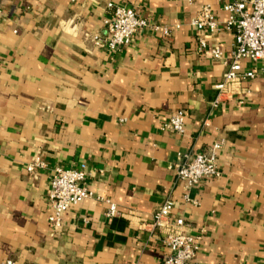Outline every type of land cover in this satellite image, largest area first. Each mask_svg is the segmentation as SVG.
<instances>
[{
	"label": "crops",
	"instance_id": "obj_1",
	"mask_svg": "<svg viewBox=\"0 0 264 264\" xmlns=\"http://www.w3.org/2000/svg\"><path fill=\"white\" fill-rule=\"evenodd\" d=\"M206 4L226 21L216 0L2 1L0 261L162 264L169 250L149 225L171 200L173 217L204 233L200 263L264 264V61L244 60L255 78L218 100L235 36L203 34L222 60L198 51L193 21ZM121 5L148 25L116 54L95 47ZM180 110L184 135L164 129ZM216 142L221 175L188 188L179 153L209 154ZM37 160L44 166L29 172ZM81 164L95 197L64 213L57 231L53 171Z\"/></svg>",
	"mask_w": 264,
	"mask_h": 264
},
{
	"label": "built area",
	"instance_id": "obj_2",
	"mask_svg": "<svg viewBox=\"0 0 264 264\" xmlns=\"http://www.w3.org/2000/svg\"><path fill=\"white\" fill-rule=\"evenodd\" d=\"M2 1L0 0V16L3 13ZM216 1L222 3L223 10L228 15L226 21L220 22L211 4H206L193 21V25L198 30V51L211 55L216 60H222L224 54L220 47L209 45L203 34L213 35L222 28L234 33L235 43L231 52L230 64L223 80L216 85V89L219 91L218 100H220L223 95L230 93L233 86L244 80L255 78L254 71H243L244 60L264 61V0ZM147 25V22L134 8L121 5L115 8L113 15L107 21L106 34H95L92 41L95 47L116 54L131 42L141 28ZM153 28L160 29L157 26ZM162 31L165 38L170 36L169 29L164 28ZM186 119L187 114L184 110L177 111L171 115L169 122L164 125V129L184 135ZM222 146L223 142H216L209 154L179 153V161L175 165L178 179L184 181L187 187L191 188L205 179L218 178L221 175L218 166V152ZM43 166L44 163L37 160L28 165L27 169L34 173L36 168ZM87 177L86 164L68 168L58 166L54 169L49 185L48 199L53 211L50 222L55 230L58 231L62 228L64 213L78 206L84 200L95 197V193L88 186ZM173 210L174 202L167 200L154 212L149 225L153 231L160 233L163 244L169 250V254L162 264H202L198 261V255L203 241V231L199 233L187 231L188 224L185 219L174 218ZM117 212V205L110 203L107 215L113 217ZM0 264H16V262L7 259L0 261Z\"/></svg>",
	"mask_w": 264,
	"mask_h": 264
}]
</instances>
